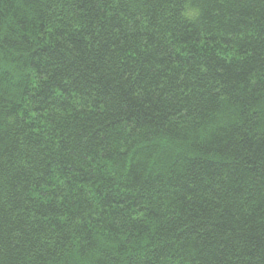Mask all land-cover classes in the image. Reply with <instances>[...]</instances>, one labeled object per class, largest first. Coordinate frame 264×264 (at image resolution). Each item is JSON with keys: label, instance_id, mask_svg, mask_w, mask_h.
Segmentation results:
<instances>
[{"label": "trees", "instance_id": "1", "mask_svg": "<svg viewBox=\"0 0 264 264\" xmlns=\"http://www.w3.org/2000/svg\"><path fill=\"white\" fill-rule=\"evenodd\" d=\"M0 264H264V0H0Z\"/></svg>", "mask_w": 264, "mask_h": 264}]
</instances>
